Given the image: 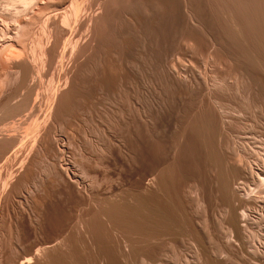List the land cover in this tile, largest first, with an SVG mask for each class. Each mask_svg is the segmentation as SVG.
<instances>
[{"label": "bare ground", "instance_id": "bare-ground-1", "mask_svg": "<svg viewBox=\"0 0 264 264\" xmlns=\"http://www.w3.org/2000/svg\"><path fill=\"white\" fill-rule=\"evenodd\" d=\"M148 1L150 0H0V155L5 150L17 145L29 143L30 149L25 159L34 154L39 162H45L42 168L44 176L55 175L56 181H61L65 185L68 191L65 200L70 207L68 212L60 207H48L46 216L42 218L46 221L43 225L35 220L30 229L23 231L22 235L16 233V237L13 240L9 239L5 244L7 232L4 230L5 226L3 227V223H5L3 216L13 193L12 187L14 186L11 183L15 174L12 175L13 172L9 169L4 175L0 171V264H264V100L258 101V99L261 100L260 98L264 99V78L259 72H264V0H239L240 3H243L239 9L236 6L238 2L234 8L231 7L232 4L227 5L226 1V3H222L223 0L215 2L222 3V6L226 4L229 14L235 8L239 12V16L236 11L235 14L232 13L237 19L233 15L230 19H225L226 27L229 29L228 32L225 31L227 35L222 31L230 42V46L233 48L232 54L235 56L234 60L238 63V67L236 66L232 75L228 71L230 77L224 74L223 76L217 75V70L216 74L211 72L209 80L201 74L198 78L193 75L192 80H189L186 75V79L178 74L180 69L178 70L176 68L178 64L174 63L178 61H174L176 55L174 50L177 46L173 49L172 43L169 42V45L165 49L163 48L164 50H154L153 53L151 50V64L153 65V75L151 76L158 79L160 74L165 78L164 82L166 78L170 79L174 76L175 82L178 79L182 84L183 82L189 83L190 87L195 88L194 85L202 87L200 93L196 91L198 96L190 97L186 106L181 105L183 108L180 109L176 118V122L181 124V128H179L178 134L172 136V140L162 142L156 138V135L160 133H158L159 126L157 127L155 122H152L155 117L153 112L151 111L146 116V110L142 106L141 97L144 96H141V90L144 83L142 86L143 81L141 80L140 83V76L143 73L138 69L139 65L135 64L137 68L132 66L128 71L129 81L126 90L124 87L122 88L125 90V93L124 91L122 93L126 103L125 111L121 109L124 111H121L122 115L125 114L122 117L124 119L119 118V120L122 119V123H120L118 118L111 117L113 125H117V127L122 125L123 127L122 134H115L114 140L111 139L112 147H110L113 149L96 144L94 148L100 153L98 157L89 158L82 155L79 156V160L75 156V152L72 151L70 135L75 133L73 124L77 123L74 117L75 102L78 100L77 98L86 101L89 93L84 94L82 91V93L80 90L78 91L79 88L76 87L75 80L71 77L73 72L71 73L67 68V64H75L83 55L88 58L94 44H99L102 47L101 50L103 49V63L105 64L103 72L106 73L104 81L102 80L101 90L109 93L115 87V80L110 76L112 70L110 53L111 47L114 45L110 30L112 7H118L126 17H128L126 14L135 17L137 13L135 15L134 13L141 9H147L144 12L147 13L150 4ZM205 1L207 2V0ZM233 1L236 2V0ZM198 2L201 4V0ZM206 2L203 3L207 6ZM179 3L174 2L172 5L174 11L177 7L179 8ZM213 8L215 9V7ZM162 9L161 13L164 12ZM181 9H184L183 11L187 14L185 16L189 17L193 25L194 22L199 25L200 20L196 15L199 16L202 12L201 14L194 12L189 0H184ZM219 9H221V14L222 10H225L223 7ZM97 10L99 13L95 12ZM226 10L223 13L226 14ZM150 12H148V16H150ZM223 15L219 16L220 21L217 23L219 26L222 24L219 22ZM223 17L227 18L228 16L224 15ZM136 18L135 20H137ZM149 18L148 20H150ZM207 18L209 17L207 16ZM120 19L118 17V20ZM214 19L215 16L211 20L209 18L213 24ZM130 21L133 23V20L130 19L128 22ZM98 22L102 27L99 35L97 34L99 31L97 30ZM146 22L145 24L149 25L150 22ZM137 23L139 22L137 21ZM120 24L123 23L120 21ZM212 27L214 26L212 25ZM226 27L225 30H227ZM237 27L240 30L245 29L246 32L243 29L242 31L238 30ZM200 28L202 27L199 26L197 30ZM234 28L235 30L237 28L239 35L242 32H245V35L242 34L241 37L237 36L236 32L232 33ZM130 31L131 29H129ZM181 31L183 30L181 29ZM202 31L205 34V29ZM188 32L192 34L190 29ZM127 36L132 37V34ZM187 36L186 34L183 41L185 43L182 42V44L179 41L182 48L187 45L188 52L191 53L189 50H192L193 53L195 50V53L200 52L201 57L205 56L204 52L202 55V52L197 49L200 42H198L199 45L197 43L196 45L193 38L191 42L194 44H192V48H188L190 38ZM143 37L144 39L146 37L145 31ZM182 37L184 36L182 35ZM217 37L212 35L209 37V47L215 49V46L218 45ZM242 41L247 43L243 44ZM115 44L117 43L115 42ZM179 46L181 47V45ZM134 47L132 48L134 49ZM222 48L224 49V47ZM94 49L96 50V48ZM131 51H128V55H131ZM210 51L209 55L206 53L207 58L213 55L212 50ZM219 51L221 50L219 49ZM184 53L186 51H181L180 55L182 56ZM223 53L220 55L223 56ZM122 54L124 55V53ZM135 56L137 57L138 54ZM217 56H214L216 61ZM179 57L177 55L176 59ZM182 59L185 61L184 55ZM208 60L210 61V59ZM220 60H224V58ZM180 61L181 59L178 62ZM205 61L203 63L207 64ZM186 62L182 63L181 61L180 66L186 64L187 67L188 62H191V67L198 64H194L192 61ZM128 65L130 67V64ZM231 65L230 62L227 67ZM205 66L204 70L211 68L209 66L205 68ZM210 66L212 65L210 64ZM191 67L189 68L191 69ZM221 67L223 69V65ZM229 69L232 70V68ZM185 72L187 73L186 70ZM248 72L258 75L256 76L258 77L256 85L260 98H256L258 105L255 103L258 111L254 108L257 113L253 120L251 117V119L248 118V114V116L245 114V108L249 106L242 105L244 103H241L240 97H238V92L241 90L239 87L243 84L240 82L245 75H249ZM149 73L151 74V71ZM73 76L75 75L73 74ZM251 76L249 77L251 78ZM248 81L250 80L248 79ZM166 85L168 86L167 83ZM193 87L191 88L192 93L196 89ZM231 88L235 90L233 97L238 94L234 97L237 101H234L231 96L226 97V92ZM253 88L252 85V92ZM143 91L145 90L143 89ZM176 93L178 94V92ZM232 93L231 90L230 94ZM195 101L198 103V109L189 113V109L194 107L192 105H195ZM86 103L88 102L86 101ZM252 103L254 106V102ZM152 104L154 105L153 102ZM122 108L124 107L122 106ZM148 109L151 110L150 107ZM249 112L251 113V111ZM146 118L150 123L149 126L146 124L147 122L145 123ZM179 124L175 125L178 127ZM21 129L24 133L18 135L16 132ZM146 129L148 136L145 133ZM174 130L173 132H175ZM62 131L66 132V135L61 137ZM83 136L86 137L85 133ZM172 149H175V155L169 160V152ZM18 152L19 150L14 153L15 157ZM108 153L113 156L111 158H113L114 166L105 164L101 159ZM114 154L125 159V163L118 164V159L116 156L114 157ZM131 154L137 162L135 166L127 163V157H132ZM8 157H6V161ZM181 164L184 172H179ZM111 170L114 171L116 177L109 174ZM24 183L25 179L21 176L18 184L23 185ZM35 186L38 187L39 184L35 183ZM203 189L208 193L207 198L209 197L211 202L213 201L211 203L209 200L210 207L212 208L213 205L215 207L213 209L217 208L218 210V212H213L214 220L211 218V221L207 217L208 213L206 215V209L201 206L204 203L202 199L205 195L203 194L201 198L200 196L204 192L200 195L198 193ZM191 202L194 204V211V207L191 208L192 210L189 209L192 204L188 205ZM189 210L193 211V215L190 214L191 212L189 213ZM51 236H53L51 241L44 240V237L49 239ZM34 237H38L40 240L33 241ZM25 240H28L29 243ZM19 247H22V252L17 254ZM63 248L66 250L64 251Z\"/></svg>", "mask_w": 264, "mask_h": 264}, {"label": "rangeland", "instance_id": "rangeland-1", "mask_svg": "<svg viewBox=\"0 0 264 264\" xmlns=\"http://www.w3.org/2000/svg\"><path fill=\"white\" fill-rule=\"evenodd\" d=\"M150 1H153V2H150ZM150 1H148V4L150 3V4H152L151 6H150V4L148 5L149 7H148V11H147V15L144 13V12H146L145 10H147V9H141L140 11H137V12H135L134 13V15H135V17L134 16H132V17H130L128 14H126L128 17H126L125 16V14H124V12L122 11V10H120L118 7H112V12H111V38H113L112 39V41H113V43L112 44H114V45H112V47H111V53H110V59H111V61H110V66H112V70H111V72H110V76L115 80V89L113 88L109 93L108 92H105L103 89V92H101L102 90H101V88H102V83H103V81H104V79H105V74L106 73H104L103 72V69H104V66H105V64L103 63V59H104V54H103V49L101 50V46L99 45V44H97V43H95V41H94V46L92 47V49H91V54L89 53V51H87V53H89L90 54V56L88 57V58H86V57H84V56H86V55H83L82 57H80L78 60H77V65H76V67H75V64H71V63H69V64H67V68L68 69H70V71H71V73L73 72V74L75 75V76H73V74L71 75V77L75 80V84H76V87L77 88H79L78 89V91L80 90V92L82 91L84 94H86V93H89L88 94V98L86 99V101L88 102V103H86V101H84V99L82 100V99H80V98H77L78 100H76V102H75V105L76 106H74L75 108H74V117H75V121H77V123H74L73 125V128L75 127V133H73V135H70V137H71V139H70V141H71V144H72V151L73 152H75V156L78 158V160H79V156H86V157H89V158H96V157H98L99 155H100V153L94 148V145H96V144H102L103 146H107L109 149H111V139H112V141L114 140L113 139V137L114 136H116L115 134H122V131H123V127H122V125L121 126H119V127H117V125H113L112 124V119H111V117H116V118H118V120H119V118H122V117H124L125 116V114H124V116L122 115L123 113L122 112H124L125 111V109H126V106H124V105H126V103L124 102L125 101V98H124V94L122 93L123 91H124V93H125V90H126V87H127V85H128V81H129V79H128V71L132 68V66H135V64H136V66L137 65H139V66H137V67H139L138 69H140L141 70V72L143 73V75H141L140 76V83L142 84V86H143V83H144V86L142 87V90H141V96H144L143 98L141 97V100L143 101L142 102V106H143V108H144V110H146V116L147 115H149L150 114V112L152 111L153 112V114H154V118L152 119V122H155V124L157 125V127H158V135H156L157 137V139L158 140H161L162 142H168V141H170V140H172V136H174V135H176V134H178L179 133V128H181V124H179L178 122H176L177 121V115L179 114V111H180V109L181 108H183V106H186V103L189 101V99H190V97H193V96H198L199 94L197 93V92H201L202 90H200V89H202V87L201 86H197V85H194L195 86V88L193 87V86H191L190 87V84L188 83V84H186L185 82H183V84L181 83V81H179L178 79H177V81L175 82V80H176V78L173 76L172 78H170V79H167L166 78V80H165V82H164V77L162 76V75H160L159 74V78L157 79V77H154V76H151V75H153V73H152V68H153V65L151 64V50H152V53L154 52V50L155 51H160L161 49L162 50H164L168 45H169V42H171L172 43V47H173V49H175L174 47H176L177 46V52H175L176 51V49L174 50V53L176 54H174L175 55V60L174 61H179V59H181V61H182V63L183 62H188V61H192L194 64L195 63H198L197 64V66L195 65H192L193 67H191V62H186L187 63V67H186V64L184 65V64H182L181 66H180V64H181V61L180 62H174V63H176V65H177V67H176V65H175V67L176 68H178V70L180 69L181 71H183V69H184V73L183 72H179L177 69H176V72L178 71V74H181L182 76H184V78H186L187 79V76H188V79L189 80H192L194 77H193V75L194 76H196L195 78H198V77H200L201 75H203V76H206V79L208 78V80H209V78H210V76L212 75V73H217V70H218V73H217V75H219V76H223V74L226 76H229L230 77V75H232L231 73L233 72V70L234 69H236L238 66V63H236L237 61H235L234 59H235V56L232 54V50H233V48H232V46H230L231 44H230V42L228 41V39L226 38V36H225V31H227L228 32V30L229 29H227V27H226V20L227 19H230L231 17H233L234 16V14H235V11L237 10V9H239V7H240V5H241V3H240V1L239 0H236V2L235 1H233V0H223V2H222V0H219L220 2H222V3H226L227 5H231V7H235V4H236V6H237V9L235 8V9H233V10H231V13L229 14L228 12H227V10H229V9H227L226 10V4H223V6H222V3H220L219 4V2L218 3H215L216 2V0L214 1H210V0H207V2L204 0H201V4H199L200 2H198V1H200V0H189L190 2H191V7H192V9L194 10V12H197V14H201V12H202V14L201 15H196L197 17H198V19L200 20V22H198L199 23V25L197 24V22H194V25H193V23H192V21L191 20H189V17L188 16H185V15H187V14H185V12L183 11L184 9H181L182 8V5L184 4V0H150ZM158 1V2H157ZM226 1V2H225ZM232 1V2H231ZM169 2H171V3H169ZM174 2L177 4V2H180L179 3V8L177 7V9H175V11H174V6H172V5H174ZM194 2H196V3H194ZM203 2H206V4H207V6L205 5V3H203ZM210 2V3H209ZM230 2V3H229ZM197 3H198V8H200L198 11H197ZM211 3H215L214 5H212ZM165 4V5H164ZM193 4V5H192ZM194 4H196V5H194ZM209 4V5H208ZM219 4V5H218ZM243 4V3H242ZM249 4V3H248ZM171 6L172 7V9H170L171 7H169V6ZM97 6V5H96ZM95 6V7H96ZM164 6V7H163ZM168 6V7H167ZM196 6V7H195ZM203 6V7H202ZM209 6H211V7H209ZM153 7V8H152ZM163 8L162 9V11L164 10V12L163 13H161V8ZM167 7V8H166ZM207 7V8H206ZM213 7H215V9L217 10H215ZM224 8L225 10H226V14L225 13H223V12H225V10L223 11L222 10V14H224L227 18H225V17H223L222 16V18H221V22H219V23H222L220 26L217 24L218 23V21H220V18H219V16L220 15H222L221 14V12H220V10L221 9H219V8ZM114 8V9H113ZM151 8V9H150ZM165 8V9H164ZM212 8V9H211ZM179 9V10H178ZM211 9V10H210ZM219 9V10H218ZM159 10V11H158ZM178 10V11H177ZM204 10H207V11H204ZM209 10H210V12H209ZM149 11H151L149 14H150V16H148V12ZM169 11V12H168ZM184 13H183V12ZM199 11H200V13H199ZM212 11H213V13H212ZM95 12H98V10L97 11H95ZM121 14H120V13ZM139 12V13H138ZM169 14V16H168V14ZM173 13V14H176V15H172L171 13ZM182 12V13H181ZM217 12H218V14H220V15H218L217 14ZM220 12V13H219ZM234 12V14H232ZM236 12H238V11H236ZM99 13V12H98ZM156 13V14H155ZM157 13H159V14H157ZM207 13V14H206ZM216 13V14H215ZM228 13V14H227ZM142 14V15H141ZM144 14H145V16H144ZM161 14V15H160ZM167 14V15H166ZM196 14V13H195ZM204 14V15H203ZM208 14H211V15H208ZM121 15H122V17H121ZM140 15V16H139ZM159 15V16H158ZM166 15V16H165ZM178 15V16H177ZM182 15H184L183 17H182ZM215 16V19L213 20L214 21V24L212 23V21H210L211 19H213L214 18V16ZM233 15V16H232ZM153 16H154V18H153ZM160 16H162V17H160ZM165 16V17H164ZM171 16V17H170ZM172 16H175V17H172ZM203 16V20H204V22H203V20L201 19V17ZM207 16L210 18V20H209V18H207ZM212 16V17H211ZM218 16V17H217ZM238 16H239V12H238ZM118 17H119V19L120 18H122V19H120V20H118ZM125 17H126V19H125ZM137 17V18H136ZM150 17V18H149ZM221 17V16H220ZM236 19H237V17L236 16H234ZM124 18V19H123ZM128 18V19H127ZM135 18L137 19V20H135ZM148 18L150 19V20H148ZM171 18V19H170ZM173 18V19H172ZM177 18H179V19H177ZM187 18H188V20H187ZM133 20V23H132V21H130V22H128L129 20ZM157 19V20H156ZM160 19V20H159ZM166 19H168V20H166ZM175 19V20H174ZM182 19V20H181ZM207 19V20H206ZM226 19V20H225ZM116 20H118L117 22H118V25H117V22H115ZM144 20V21H143ZM170 20V21H169ZM174 20V21H173ZM177 20V21H176ZM202 20V21H201ZM120 21H121V23H123V24H120ZM123 21V22H122ZM127 21V22H126ZM137 21L139 22V23H137ZM145 21H147V22H152L151 23V26H150V23H149V25L148 24H145ZM156 21H161V22H163V23H161V22H156ZM172 21V22H171ZM180 21V22H179ZM188 21V22H187ZM136 22V23H135ZM146 22V23H147ZM154 22V23H153ZM156 22V23H155ZM166 22H169V23H166ZM183 22H184V24H183ZM99 23L100 22H98V26H97V30H99L98 31V35H99V33L101 32V30H102V27L101 26H99ZM163 25V27H162V25ZM165 23V24H164ZM175 23V24H174ZM182 23V24H181ZM192 23V24H191ZM200 23H202V24H200ZM211 25H209V24ZM117 26H116V25ZM153 24V25H152ZM156 24V25H155ZM158 24V25H157ZM159 24H160V26L162 27H160L159 26ZM198 25V27L199 26H201L202 28H200L199 30H197V25ZM119 25H120V27H119ZM142 25V26H141ZM181 25V26H180ZM183 25V26H182ZM190 25H192L193 27H191ZM196 25V26H195ZM207 26L206 28L205 27H203V26ZM212 25L214 26V27H212ZM125 26V27H124ZM135 26H137V27H135ZM146 26H148V27H146ZM150 26V27H149ZM172 26H173V28H172ZM187 26H188V28H187ZM210 26V27H209ZM99 27V28H98ZM118 27V28H117ZM139 27H140V29H139ZM160 27V28H159ZM170 27V28H169ZM209 27V28H208ZM212 27V28H211ZM217 27H218V29H217ZM220 27V28H219ZM225 27H226V29L227 30H225ZM123 28V29H122ZM138 28V29H137ZM173 30H172V29ZM175 28V29H174ZM183 30V31H181V29ZM186 28V29H185ZM193 28V29H192ZM194 28H196V29H194ZM215 28V29H214ZM223 30H222V29ZM238 28V27H237ZM237 28H236V30H235V28L234 29H232V33L234 32H236V34H238L237 32H238V30H240L239 28H238V30H237ZM101 29V30H100ZM129 29H131V31L129 32ZM132 29H133V31H132ZM147 29V30H146ZM151 29V30H150ZM155 31H154V30ZM168 30V31H166V30ZM176 29H177V31H176ZM180 29V30H179ZM189 29L191 30V33L192 34H190L188 31H189ZM202 29H205V34H204V31H202ZM207 29H208V32L206 33V31H207ZM221 29V30H220ZM243 29V28H242ZM242 29L240 30V31H242ZM121 30H123V31H121ZM126 30V31H125ZM188 30V31H187ZM213 30H214V33H213ZM234 30V31H233ZM138 31V32H137ZM142 31V32H141ZM145 31V39H147L146 40V43H145V39H144V37H143V32ZM157 31H159V32H157ZM161 31H162V33H161ZM181 32V33H179V32ZM194 31H196V32H194ZM211 31V32H210ZM217 31V32H216ZM222 31H224V33L222 32ZM239 31V32H240ZM243 31H245L246 32V30L245 29H243ZM127 32V33H126ZM134 32V33H133ZM152 32H154V33H152ZM176 32V33H175ZM183 32H185V33H183ZM200 32V33H199ZM201 32H202V34H204V35H202L201 34ZM245 32H242L241 33V35L243 34V36L245 35ZM119 33V34H118ZM122 33V34H121ZM126 33V34H125ZM129 33V34H128ZM140 33V34H139ZM165 33V34H164ZM178 33V34H177ZM209 33H212V34H210L209 35ZM117 34V35H116ZM132 34V37L131 36H127V35H131ZM133 34H134V36H133ZM137 34V35H136ZM153 34V35H152ZM169 34V35H168ZM177 34V35H176ZM184 36V37H182V35ZM186 34L188 35L187 37H189L190 38V42H191V39L193 38V39H195V40H193V42H195V44L197 43L198 44V42H200L199 44L201 45H199L198 47L199 48H197V46H194L195 48H197L199 51H201L202 53V55H203V52H204V54H205V56L202 58L201 56H200V52H196V53H199L198 55L193 51V53H192V50H189V51H191V53L190 52H188V50H186V47H187V45H185L186 47H184V45H183V47L184 48H182V44L183 43H185V42H183L184 41V39L186 38ZM197 34V35H196ZM201 34V35H200ZM207 34V35H206ZM219 34V35H218ZM223 34V36H224V38H223V36H221ZM240 34V33H239ZM237 35V36H241V35ZM119 35H120V37H119ZM139 35V36H138ZM141 35V36H140ZM149 35V36H148ZM165 35V36H164ZM176 35V36H175ZM179 35V36H178ZM199 35V36H198ZM206 35V36H205ZM209 35V36H208ZM216 36L217 37V35H218V37H217V44L218 45H216L217 47H220L219 49L221 50V51H219V49H216L217 47L215 46V49H213V48H211V47H209L208 46V44H209V41H210V39H209V37L210 36ZM227 35V34H226ZM122 36V37H121ZM159 36H160V38H159ZM163 36V37H162ZM173 36H175V37H173ZM181 36V37H180ZM198 37V40H196L197 39V37ZM208 36V37H207ZM220 36V37H219ZM115 37V38H114ZM126 37V38H125ZM136 37V39H134ZM141 37L144 39V43H143V39L141 40ZM149 39H148V38ZM156 37V38H155ZM242 37V36H241ZM125 38V39H124ZM131 38V39H130ZM157 38H159L158 40H157ZM163 38V39H162ZM173 38V39H172ZM207 38V39H206ZM116 39V40H115ZM169 41H168V40ZM181 39V40H180ZM201 39V40H200ZM220 39V40H219ZM224 39V40H223ZM131 40H133V41H131ZM161 40V41H160ZM166 42H165V41ZM173 42H172V41ZM175 40V41H174ZM178 40V41H177ZM209 40V41H208ZM223 40V41H222ZM243 40V39H242ZM119 41V42H118ZM123 41V42H122ZM131 41V42H130ZM167 41H168V44H167ZM182 43H180V42ZM197 41V42H196ZM204 41V42H203ZM221 43H220V42ZM115 42L117 43V44H115ZM120 42H122V43H120ZM126 42H127V44H126ZM138 42H140V43H138ZM161 42V43H160ZM178 42V43H177ZM189 42V47L188 48H192V44H194L193 42H191L190 43ZM229 42V43H228ZM243 42V44L245 43H247V42H245V41H242ZM124 43V44H123ZM156 43H157V45H156ZM177 43V44H176ZM180 43V44H179ZM122 44V45H121ZM135 44V45H134ZM143 44V45H142ZM148 46H147V45ZM181 45V47L179 46V45ZM196 44V45H197ZM206 44H207V46H206ZM221 44H223L222 46H221ZM226 46H225V45ZM130 45V46H129ZM143 47H142V46ZM145 45V46H144ZM163 45V46H162ZM190 45H191V47H190ZM98 46V47H97ZM115 46V47H114ZM122 46V48H120V47ZM126 46V47H125ZM135 46V47H134ZM153 46V47H152ZM206 48H205V47ZM132 47H134V49L132 48ZM155 47V48H154ZM202 47V50H200V48ZM222 47H224V49L222 48ZM229 47H231V48H229ZM94 48H96V50L94 49ZM127 48H129V49H127ZM140 48V49H139ZM144 48H146V50H144ZM160 48V49H159ZM164 48V49H163ZM178 48H180V49H178ZM208 48H210V49H208ZM119 49H120V52H122V53H124V55L122 54V53H120L119 52ZM142 49V50H141ZM196 49V50H197ZM229 49H231L230 50V52H229ZM125 50V51H124ZM131 51V55H128V51ZM143 50H144V52H143ZM180 50V51H179ZM186 51V53H184L183 55H184V60L185 61H183V59H182V57H183V55L181 56L180 54H181V51H183V52H185ZM210 50H212V52H213V55L211 56V57H213L214 58V56L216 57L217 56V53H218V56H217V61L218 62H221V63H218L217 61H216V59L214 58V63H213V58H212V60H211V57L210 58H207L208 57V55H209V51ZM215 52H214V51ZM223 50V51H222ZM96 51V52H95ZM124 51V52H123ZM137 51H139V52H137ZM149 51V52H148ZM208 51V52H207ZM217 51V52H216ZM95 52V53H94ZM114 52H115V54H114ZM120 54H119V53ZM147 52V53H146ZM211 52V51H210ZM221 52V53H220ZM224 52V53H223ZM226 52V53H225ZM100 53H101V55H100ZM125 53H126V55H125ZM141 53V54H140ZM178 53V54H177ZM188 53H189V55H188ZM208 55H207V54ZM215 53H216V55H215ZM222 54L223 53V56L222 55H220V54ZM233 55H231V54ZM135 54L137 55L138 54V58H139V60H138V58L135 56ZM144 54V55H143ZM150 54V55H149ZM192 54V55H191ZM194 54H196V55H194ZM227 55V57H226V55ZM228 54H230V55H228ZM177 55H179L180 57H179V59H176L177 58ZM100 56H102V57H100ZM123 56V57H122ZM130 56V57H129ZM142 56V57H141ZM144 56H146V57H144ZM150 56V57H149ZM194 56V57H193ZM219 56H221V57H219ZM232 56V58H230V59H228L229 57H231ZM95 57V58H94ZM98 57V58H97ZM119 57V58H118ZM144 57V58H143ZM206 57V58H205ZM82 58H84L83 60H82ZM99 58H101V59H99ZM128 58V59H127ZM131 60H130V59ZM132 58H134V59H132ZM148 58V59H147ZM190 58V59H189ZM199 58H200V60H199ZM222 58H224V60H220V59H222ZM96 60V61H94V60ZM189 59V60H188ZM203 59V60H202ZM208 59H210V61L208 60ZM219 59V60H218ZM228 59V60H227ZM89 60V61H88ZM97 60H98V62H97ZM145 62H144V61ZM205 60H207V61H205ZM230 60V61H229ZM123 61V62H122ZM128 63H127V62ZM196 61V62H195ZM201 61V62H200ZM206 62L207 64H209V65H207V64H204L203 62ZM227 61V63H225ZM233 61H235V62H233ZM80 62V63H79ZM133 62H136V63H134L133 64ZM213 64H212V63ZM230 62H231V66H229V67H227L229 64H230ZM140 63H141V65H140ZM192 63V64H193ZM203 63V64H202ZM122 64V65H121ZM128 64H130V67H129V65ZM210 64L213 66H210ZM219 65V68H218V65ZM223 65V69H222V67H221V65ZM225 64H226V66H225ZM72 65H74V67H72ZM149 65H152V66H149ZM201 65H202V67H201ZM205 65H207V66H205ZM135 66V68H137ZM200 66V67H199ZM204 66H205V68L206 67H211V68H206V70H204L203 68H204ZM237 66V67H236ZM149 67V68H148ZM151 67V68H150ZM181 67V68H180ZM189 67H191V69L189 68ZM195 67H197L198 69H196ZM217 67V68H216ZM226 67V68H225ZM147 68V69H146ZM186 68V69H185ZM189 68V69H188ZM193 68V69H192ZM199 68H200V70H202V72H200L199 73ZM202 68V69H201ZM215 68V69H214ZM229 68H232V70L231 69H229ZM72 69V70H71ZM126 69V70H125ZM208 69V70H207ZM221 71H220V70ZM227 69H229V70H227ZM185 70L187 71V73L185 72ZM195 73H193L192 71ZM195 70V71H194ZM198 70V71H197ZM213 70V71H212ZM77 71V72H76ZM145 71V72H144ZM151 71V74L149 73ZM203 71H205V72H203ZM207 71H208V73H207ZM224 71H225V73H224ZM228 71H230L229 73H230V75H229V73H228ZM74 72H76V73H74ZM127 72V73H126ZM192 72V73H191ZM212 72V73H211ZM261 74V76L264 78V72H262V71H259ZM70 73V74H71ZM205 73V74H204ZM206 73H207V75H206ZM251 73V74H250ZM127 74V75H126ZM192 74V75H191ZM201 74V75H200ZM210 74V75H209ZM247 74H249V75H245L244 76V78L242 79V81L240 82V84H242V86H240L239 87V90L241 89H243L242 91L240 90V92H238L239 93V96L238 97H240V101H241V103H244V104H242V105H245L246 104V107H251V109H249V107L248 108H245V114L247 115H249V119H251V120H253L254 118H255V115H256V110L258 111V108H257V105H258V101H263L264 99H262V98H260V95H259V91H258V86L256 85V80H257V78L258 77H256V76H258L257 74H255L254 75V73H252V72H248ZM187 75V76H186ZM191 75V76H190ZM199 75V76H198ZM253 77H252V76ZM202 76V77H203ZM248 78H247V77ZM249 76H251V78L249 77ZM104 77V78H103ZM127 77V78H126ZM152 78V79H151ZM155 78H156V80H155ZM161 78H163V79H161ZM245 78H246V80H245ZM128 79V80H127ZM173 80V82H170V81H172ZM248 79L250 80V81H248ZM103 80V81H102ZM142 80V81H141ZM151 80H152V84H151ZM158 80V81H157ZM255 80V82L253 83V81ZM264 80V79H263ZM155 81H157L156 83L158 84H156L155 83ZM168 81V82H167ZM252 81V82H251ZM246 82V83H245ZM252 84H251V83ZM126 83V85H124ZM166 83L168 84V86L166 85ZM185 83V84H184ZM150 84V85H149ZM155 84V86L153 87V85ZM172 86H171V85ZM174 84H176V85H174ZM177 84H179L178 86H177ZM182 85V87H181V85ZM123 85V86H122ZM174 85V86H173ZM185 85V86H184ZM187 85V86H186ZM250 85H251V88H250ZM252 85H253V92H252ZM256 87H255V86ZM121 88H120V87ZM148 86V87H147ZM152 86V87H151ZM167 86V87H166ZM189 86V87H188ZM125 88V90L123 89L122 90V88ZM171 87V88H170ZM187 87V88H186ZM193 87V89H195V91L193 90V93L195 94H193L192 93V88ZM199 87V88H198ZM244 87V88H243ZM120 88V89H119ZM156 88V89H155ZM169 88V89H168ZM174 88V89H173ZM181 88V89H180ZM185 88H186V90H185ZM197 88H198V90H200V91H198L197 90ZM246 88V89H245ZM143 89L145 90V91H143ZM153 89H155V91L156 90H158V91H154V92H152L153 91ZM168 89V90H167ZM173 89V90H172ZM176 89H177V91H176ZM191 89V90H190ZM248 89H249V91H248ZM251 89V90H250ZM121 90V91H120ZM168 92H167V91ZM172 90V91H171ZM189 90V91H188ZM231 90H232V94H230L231 93ZM231 90L229 89V91H227L226 92V97H228V96H231V97H233L232 95L235 93V90H234V88H231ZM246 90V91H245ZM255 90V91H254ZM175 91V93L176 92H178V94L176 93H174L173 94V92ZM188 93H187V92ZM197 91V92H196ZM251 91V93H249ZM256 91H258V92H256ZM81 92V93H82ZM99 92H101V93H99ZM121 92V93H120ZM150 92H152V93H150ZM166 92V93H165ZM229 92V93H228ZM247 92V94H245ZM103 93V94H102ZM105 93V94H104ZM143 93V94H142ZM170 93V94H169ZM241 93V94H240ZM252 93H253V95H252ZM254 93H256L255 95H254ZM109 95V97H107L108 95ZM153 94V95H152ZM155 94V95H154ZM184 94V95H183ZM229 94V95H228ZM243 94H245V95H243ZM105 96L106 95V97H103V96ZM175 95H176V97H175ZM182 95V96H181ZM188 95H190V96H188ZM238 95V94H237ZM236 94H235V96L234 97H236L237 96ZM243 95V96H242ZM250 95V96H249ZM121 96V97H120ZM123 96V97H122ZM161 96V97H160ZM174 96V97H173ZM179 96V97H178ZM181 96V97H180ZM184 96L186 97L185 99H184ZM244 96H245V98H244ZM258 96V97H257ZM182 97H183V99H182ZM188 97V98H187ZM234 97H233V100L234 101H237V100H235L234 99ZM241 97H242V100H241ZM248 97V98H247ZM250 97V98H249ZM255 97V98H254ZM107 98V99H106ZM124 98V99H123ZM256 98L258 99V98H260L261 100H259L258 99V101L256 100ZM120 99H122V100H120ZM179 99H181V100H179ZM232 99V98H231ZM248 99H249V102H248ZM250 99H252V100H254V101H250ZM80 100V101H79ZM188 100V101H187ZM160 101V102H159ZM180 101V102H179ZM181 101H182V103H181ZM244 101V102H243ZM245 101H247V102H245ZM124 102V103H123ZM150 102V103H149ZM152 102L154 103V105L152 104ZM176 102V103H175ZM252 102H254V106H253V103ZM257 103V105H256V103ZM85 103V104H84ZM144 103V104H143ZM160 103V104H159ZM263 103H264V101H263ZM149 104H151V105H149ZM248 104V105H247ZM147 105V106H146ZM149 105V106H148ZM181 105H183L182 107H181ZM91 106V107H90ZM122 106L124 107V108H122ZM156 106V107H155ZM175 106V107H174ZM192 106H194V107H191L192 109L190 110L189 109V113H192L193 111H196L197 109H198V103L195 101V105H192ZM196 106V107H195ZM151 108V110H149L148 108ZM154 107V108H153ZM155 108H156V110H155ZM158 108V109H157ZM178 108V109H177ZM253 108V109H252ZM256 110H255V109ZM121 109H124V111H122ZM153 109V110H152ZM251 111V113L249 112V111ZM122 111V112H121ZM178 111V112H177ZM252 111H255L254 113L252 112ZM158 112V113H157ZM171 112V113H170ZM126 114H127V112H125ZM250 113V114H249ZM173 114V115H172ZM122 115V116H121ZM247 115V116H248ZM250 115H252V116H250ZM254 116V117H253ZM251 117V118H250ZM122 119H124V118H122ZM122 119L121 120H119L120 121V123H122ZM176 119V120H175ZM153 120H156V121H153ZM171 120V121H170ZM172 121H174V122H172ZM147 122V123H146ZM156 122H158V123H156ZM176 122V123H175ZM145 123L146 124H148V126H149V121L147 120V118L145 119ZM178 125L179 124V126L177 127L176 125ZM166 124V125H165ZM171 125H172V127H171ZM147 126V125H146ZM173 126H174V128H173ZM171 127V128H170ZM173 128V129H172ZM176 128V130H174ZM159 129H160V131H159ZM178 129V130H177ZM173 130L176 132H173ZM169 131V132H168ZM18 135H22L23 133H24V131L21 129V130H19V131H17L16 132ZM83 133H85V135H86V137H84L83 136ZM145 133H147L146 135L148 136V132H147V129L145 130ZM165 134V135H164ZM66 135V132H63L62 131V135H61V137L62 136H65ZM171 135V136H170ZM60 136V135H59ZM170 137H171V139H170ZM73 140V141H72ZM77 140V141H76ZM95 141H97V142H95ZM74 142V143H73ZM76 142V143H75ZM85 143V144H84ZM94 143V144H93ZM79 145V146H78ZM81 145H82V147H81ZM76 146V147H75ZM111 146V147H110ZM81 147V151H80V148ZM85 148V149H84ZM29 149H30V144L29 143H24L23 145H21V146H19V145H17V146H15V147H13V148H10L9 150H5L1 155H0V166H1V173H2V175H4L5 173H6V171H7V169H9L11 172H13V174L12 175H14L15 174V176H13V178H12V183L11 184H13V186L14 187H12V189H13V193H12V196H11V200H10V202H9V204H8V208H6L5 209V212H4V216H3V218L5 219V220H3V222H5V223H3V227L5 226V228H4V230H5V232H7L6 233V237H5V240H4V243L6 244V242L9 240V239H11V240H13L14 239V237H16V233L18 234V235H22V233H23V231H25V230H27L28 228L30 229V226H32V224H34L35 223V220H37V222L41 225H43V223H45L46 221H45V219H43L42 220V218H43V216H46V210H47V208L48 207H50V206H56V207H60L61 209H63L64 211H66V212H68V210L70 209V207H68V203L66 202V196H67V193H68V191H67V189H66V187H65V185L61 182V181H56V178L54 177L55 175H52L51 177H45L44 176V174H43V172H42V168H43V165H44V163L45 162H39L38 160H37V157H35V155L34 154H32L28 159H25V156H26V154L28 153V151H29ZM113 149V148H112ZM111 149V150H112ZM17 150H19V152H18V154H17V157H15V155H14V153L17 151ZM173 150V151H172ZM172 150H170V152H169V160L171 159V157L173 156V155H175V149H172ZM111 152V151H110ZM109 154V153H108ZM108 154L106 155V156H103V157H101V159L104 161V163L105 164H108V165H110V166H114V161H113V158H111V157H113V156H111V154H109V156H108ZM8 155H9V157H8ZM116 156V158L118 159V161H117V163L118 164H123V163H125V159H123L122 157H120V155H115L114 154V157ZM131 156L132 157H130V158H132V159H130L129 157H127L128 158V160H130V161H128L127 160V163L129 164V165H131V166H135L136 164H137V162H136V160L134 159V157H133V155L131 154ZM6 157H8V159H7V161H6ZM15 157V158H14ZM106 157H108V158H106ZM13 158V159H12ZM11 159V160H10ZM14 159H15V162H14ZM17 160V161H16ZM35 160H37L36 162H35ZM133 160V161H132ZM13 161V163H11ZM4 162V163H3ZM3 164H4V166H3ZM16 164V165H15ZM20 164H21V166H20ZM15 166H17V167H15ZM15 168H16V170H15ZM182 168V169H181ZM181 168L179 169V172H184V168H183V165L181 164ZM18 169V170H17ZM13 170V171H12ZM18 171V172H17ZM109 174L111 175V176H113V177H116V175L114 174V171L113 170H111V172H109ZM21 176H23L24 177V179H25V183L23 184V185H19L18 183H19V178L21 177ZM98 176L100 177V174H98ZM203 177V176H202ZM200 180H201V177H200ZM30 183V184H29ZM35 183H38L39 184V186L38 187H36L35 186ZM61 183V184H60ZM201 190H202V188H201ZM56 191V192H55ZM202 192H204V193H202ZM202 193V194H201ZM207 192L206 191H204V189H203V191H200L199 190V195L201 194V198L203 197V194L205 195L203 198L204 199H202V202L204 201V203H202L203 205H201V206H203V208L204 209H206V215H207V213H208V215H207V217H208V219H209V221H211V218L213 219V212H218V210H217V208L214 210L213 208H215V207H213V205H212V208L210 207L211 206V203H213V201L211 202V200H210V198L208 197L207 198V196H208V193L206 194ZM54 194V195H53ZM48 195V196H47ZM207 195V196H206ZM209 200H210V202H209ZM193 202H191L188 206H190L191 204H192ZM194 204H192L191 206H190V210H192L193 208L192 207H194L193 206ZM192 208V209H191ZM201 208V207H200ZM203 208H201V209H203ZM189 210V213L190 214H192L193 215V211L195 210V207H194V209H193V211H190ZM214 210V211H213ZM215 214V213H214ZM217 214V213H216ZM37 215V216H36ZM210 216V217H209ZM2 218V219H3ZM37 218V219H36ZM45 218V217H44ZM40 220V221H39ZM214 220V219H213ZM33 221V222H32ZM32 222V223H31ZM212 222H214V221H212ZM7 224V225H6ZM213 224V223H212ZM6 229H7V231H6ZM12 237V238H11ZM53 236H51V237H49V239H46L45 237H44V240H49V241H51L53 238H52ZM40 240L38 237H34V239H33V241H36V240ZM26 242H28V240H25ZM29 243V242H28ZM4 244V245H5ZM4 250H6L7 251V249L6 248H4ZM3 250V251H4ZM63 250L65 251L66 249H64L63 248ZM20 252H22V247H19V248H17V254H19ZM4 253L6 254V252L4 251ZM3 253V254H4Z\"/></svg>", "mask_w": 264, "mask_h": 264}]
</instances>
